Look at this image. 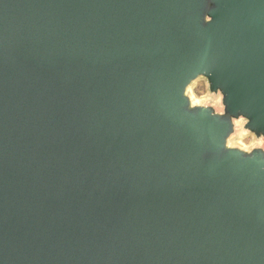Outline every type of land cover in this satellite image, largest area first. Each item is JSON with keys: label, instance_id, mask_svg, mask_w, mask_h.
<instances>
[{"label": "water", "instance_id": "95a60500", "mask_svg": "<svg viewBox=\"0 0 264 264\" xmlns=\"http://www.w3.org/2000/svg\"><path fill=\"white\" fill-rule=\"evenodd\" d=\"M263 141L264 0H0V264H264Z\"/></svg>", "mask_w": 264, "mask_h": 264}, {"label": "rangeland", "instance_id": "374dc122", "mask_svg": "<svg viewBox=\"0 0 264 264\" xmlns=\"http://www.w3.org/2000/svg\"><path fill=\"white\" fill-rule=\"evenodd\" d=\"M192 95L198 99L202 100L203 98L208 97L210 99L211 104L216 105L217 108L220 107L219 104V97L218 96H209L208 90H207V84L204 79H199L197 82L192 86L191 88ZM242 143L246 145H250L255 142L254 137L250 134H247V136H244L241 140ZM260 145H264V141Z\"/></svg>", "mask_w": 264, "mask_h": 264}, {"label": "bare ground", "instance_id": "6f19581e", "mask_svg": "<svg viewBox=\"0 0 264 264\" xmlns=\"http://www.w3.org/2000/svg\"><path fill=\"white\" fill-rule=\"evenodd\" d=\"M203 99H207V98H203ZM194 100H195L196 104H200V103H201V99L198 100V99H196V98L194 97ZM237 124H238V125H241V124H242V121H238ZM244 136H247V133H243V134H241V136H239L238 138H236L235 141L230 140L229 144H230V145L237 144L238 146H240V147H242V148H245V149H248V150L252 149V148H253V143L250 144V145H246V144H244V143H242V142L240 141Z\"/></svg>", "mask_w": 264, "mask_h": 264}]
</instances>
